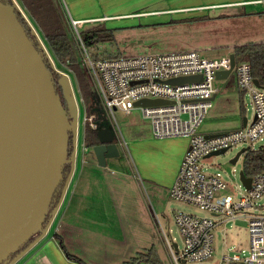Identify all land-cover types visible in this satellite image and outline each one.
<instances>
[{"label": "built area", "instance_id": "1", "mask_svg": "<svg viewBox=\"0 0 264 264\" xmlns=\"http://www.w3.org/2000/svg\"><path fill=\"white\" fill-rule=\"evenodd\" d=\"M14 1L20 7L18 1ZM66 19L81 54L82 64L119 147L132 150V143L125 141L120 136V130L111 122L118 110L131 114L139 109L144 118L150 120L154 139L157 141L188 139V145L169 186V193L175 200L208 210L211 217H198L183 212L176 215L175 222L183 240L182 247L173 239L170 240L164 227L158 222L159 232L172 263H204L214 252L217 225L215 218L222 216L226 220H233L243 216L249 219V250L226 254L220 264H264V211L256 210L253 206L264 194V171L250 177L252 182L249 188L241 180L244 193L235 199L233 195L225 193L228 184L222 175L207 173L201 164L203 160L210 158V154L262 139L264 87H258L254 83L251 65L248 62L236 63L232 71L236 74L240 91L252 97L253 119L247 118L246 126L239 129L207 138L199 129L213 107L211 98H216L220 91L216 84L217 73L231 68L230 55L210 58L204 56L202 50L191 49L95 59L82 39L81 29L96 20H78L72 15H66ZM187 76H201L202 79L182 85L168 83L171 79ZM143 99H160L169 103L136 107L135 103ZM93 120L94 116H85V124L89 122L92 128H96ZM134 164L137 165L135 160ZM168 232L170 234V229Z\"/></svg>", "mask_w": 264, "mask_h": 264}, {"label": "rangeland", "instance_id": "2", "mask_svg": "<svg viewBox=\"0 0 264 264\" xmlns=\"http://www.w3.org/2000/svg\"><path fill=\"white\" fill-rule=\"evenodd\" d=\"M23 14L37 32L40 40L45 45L54 66L61 72L69 75L74 89L75 97L78 102L79 115L73 119L74 125H78L77 139V161L79 166L80 189L84 191L105 194L107 205L110 207H125L142 209L143 203L137 201L136 196H144L152 209L156 220L164 227L170 240H174L180 247L183 246V240L175 222L178 213L196 215L198 217H211V212L200 207L185 204L175 200L170 196L169 189L163 184H151L139 174L135 167V155L132 150L120 147V156L107 159L105 166H99L96 162V156L93 149L85 147V109L81 100L74 77L64 68L56 65L51 52L49 51L41 31L34 23L26 9L23 8L21 1L17 0ZM61 15H83L98 16L103 12L107 14L119 13H140L162 9L163 5L147 3L150 0H56ZM264 1V0H262ZM123 3L121 7H114ZM126 5V6H125ZM167 7V6H165ZM117 8V9H116ZM113 10V11H112ZM231 12L223 17H213L201 21L181 20L175 21L179 15H155L148 16H130L116 18L107 23V27L113 31L111 42H102L94 52L100 55H125L139 56L144 54H157L167 52H177L181 50H191V46L198 44H230L239 41H260L264 42V2L249 4L227 9ZM237 11V12H235ZM228 12V13H229ZM103 13V14H104ZM234 13V14H233ZM145 15V14H144ZM180 19H185L180 17ZM94 23L86 24L81 32L94 27ZM73 35V34H72ZM74 38V36H73ZM256 43V42H255ZM97 48V47H96ZM91 52V49H89ZM229 49H217L214 51H203L206 57L212 55L227 54ZM220 91L213 100V107L202 122L199 132L201 133H219L235 130L242 123V113L248 120L254 117L253 100L250 94L241 92L238 88L236 74L231 72L226 80H218L216 83ZM240 97H242L243 111H241ZM115 118L111 122L120 130V136L127 142H154L153 128L150 120L144 118L142 112L137 109L131 114L118 110L115 112ZM136 144H133L135 146ZM264 145V135L262 139L247 144H238L227 150L225 153L213 155L201 164L207 173H220L228 184L225 191L238 199L243 193V184L240 178V172L244 168V154L240 156L236 164L231 160L243 148L250 147L257 150ZM154 149H152L153 151ZM141 161L140 154H136ZM171 166H174V162ZM78 168V167H77ZM83 170V171H82ZM83 172V173H82ZM61 208L68 205L73 193L71 187L67 190ZM122 192L123 195L117 193ZM132 199H130V198ZM90 202L87 206L90 205ZM256 210L264 211V194L258 198L254 205ZM140 212V211H139ZM139 216V213L138 215ZM134 217H136L134 215ZM59 220V218H57ZM217 223L215 227L214 252L202 264H220L226 254L249 250V219L243 216L233 220H226L220 216L215 218ZM157 223V221H156ZM170 226H169V225ZM170 229V234L168 232ZM161 257L165 264H173L170 255L164 243H162ZM181 264H183L181 262Z\"/></svg>", "mask_w": 264, "mask_h": 264}, {"label": "water", "instance_id": "3", "mask_svg": "<svg viewBox=\"0 0 264 264\" xmlns=\"http://www.w3.org/2000/svg\"><path fill=\"white\" fill-rule=\"evenodd\" d=\"M18 13L27 21L53 69L61 76L57 82L19 21ZM47 51L15 1L12 0V5H5L0 1V264H7L8 256L31 237L40 234L37 238L39 240L49 232L75 168L79 132L77 123L74 125L72 120L79 115L78 102L69 75L54 66ZM230 59L231 68L218 72V80H226L230 76L236 64L234 53L230 54ZM200 79L201 76L179 77L168 83L182 85ZM56 83L62 90L67 110L57 94ZM254 83L263 87L257 79H254ZM211 99L214 100L215 97ZM167 103L169 102L160 99H143L137 101L135 106L152 107ZM246 124L247 117H244L243 126ZM71 132L74 137V152L70 158L68 149ZM98 137L100 144L93 151L98 165L105 166L107 159L120 156V147L114 142L111 129L99 130ZM184 142L187 143L188 139ZM249 150L250 147L240 150L231 163L236 164L240 156ZM226 151L227 149H223L208 157ZM167 161L169 160L155 159L150 162ZM70 162L72 172L62 198L56 209L51 210L52 200L63 177V169ZM240 176L249 188L252 179L246 177L243 170ZM46 214H51V218L43 231L42 222Z\"/></svg>", "mask_w": 264, "mask_h": 264}, {"label": "crops", "instance_id": "4", "mask_svg": "<svg viewBox=\"0 0 264 264\" xmlns=\"http://www.w3.org/2000/svg\"><path fill=\"white\" fill-rule=\"evenodd\" d=\"M258 1L262 0H150L147 3H157L156 5H163V8L140 13L121 12L113 15L103 12L104 14L102 13L98 16L83 15L79 17V13H77L78 18L76 17V19H95L94 24H104L106 27L108 22L116 20V18L130 16H141L139 18H142L150 14L151 16L152 14L179 15L177 19L173 18L172 21L186 20V18L191 21H201L228 15L231 12L227 9L233 7L262 3ZM123 5L121 3L114 7L118 8ZM181 16L185 19H180ZM255 42L260 43V41ZM250 43L252 42L198 44L191 46L190 49L203 51H214L221 48L229 49L227 54L221 56L212 55L210 57L217 58L232 54L236 46ZM243 118L242 116V123L236 129L243 126ZM221 133L223 131L203 134ZM184 140H156L155 143L151 141H132V150L137 163L135 167L138 168L139 174L148 180L149 183L155 185L161 183L169 189L188 145V142L185 143ZM133 144L136 145L133 146ZM152 149L154 150L152 151ZM137 152L140 154L141 161L136 156ZM155 159H168L169 161L161 163L150 162ZM173 162L174 166H171ZM80 179L79 166L76 159L73 176L67 189L73 188L68 205L60 207L49 232L37 240L13 264H77L67 258L59 246L57 239L54 237L55 235H59L62 238L66 250L70 254L78 257L85 264H122L137 256V254L141 252L147 253L149 250H152L154 254L155 264H165L161 257V242L164 243V240L158 229L159 221L156 220V213L154 215L145 197L137 195L135 199L142 201L144 206H142L141 210L136 208L110 207L107 205L106 199L103 198L105 194L80 189ZM117 194L123 195L122 192ZM89 201H91L90 205L87 206ZM138 213L139 216H137ZM57 226L58 230H56ZM139 264L147 263L142 262Z\"/></svg>", "mask_w": 264, "mask_h": 264}, {"label": "trees", "instance_id": "5", "mask_svg": "<svg viewBox=\"0 0 264 264\" xmlns=\"http://www.w3.org/2000/svg\"><path fill=\"white\" fill-rule=\"evenodd\" d=\"M5 5H12V0H0ZM24 9L28 12L38 29L41 31L43 39L51 52V55L60 68L68 71L76 82L81 100L84 104L86 117L94 116L93 123L96 128H92L90 123L85 124L84 142L85 147L93 149L100 144L98 131L104 128H110L105 111L100 104L99 98L96 95L90 77L82 64L81 54L78 50L75 39L73 38L70 26L66 17L64 18L60 13V8L56 0H20ZM18 19L25 28L29 38L33 41L36 48L42 54L45 65L55 82L61 77L54 69L46 54L40 46L36 36L33 34L29 24L24 17L18 13ZM82 39L86 47L91 49L92 57L95 59L117 57L120 55H100L92 49H98V45L102 42H111L113 39L112 29L107 28L104 24L96 25L81 32ZM97 47V48H96ZM235 54L236 63L248 62L252 67V74L254 79H257L264 87V42L263 43H250L241 46H236L233 49ZM57 94L61 98L63 107L67 110V103L63 97L61 88L56 83ZM242 97H240L241 111H243ZM243 116V113H242ZM244 117V116H243ZM74 152V137L73 132L70 134L69 139V157L73 156ZM243 171L247 177H254L256 174L264 171V145L257 150H249L244 154V168ZM72 172V163L65 165L63 169V177L59 184L54 198L51 203V210H55L63 195V191L67 184L68 178ZM51 214H46L42 222V230L44 231L50 221ZM40 236H33L28 239L21 247L15 250L8 256L7 264H11L18 258L26 249H28L37 238ZM61 249L69 260L77 264H85L78 257L70 254L59 235L54 236ZM155 257L152 250L147 253H139L137 256L132 257L130 260L122 264H139L145 262L147 264H155Z\"/></svg>", "mask_w": 264, "mask_h": 264}, {"label": "flooded vegetation", "instance_id": "6", "mask_svg": "<svg viewBox=\"0 0 264 264\" xmlns=\"http://www.w3.org/2000/svg\"><path fill=\"white\" fill-rule=\"evenodd\" d=\"M109 125H110V124H109ZM104 129H108V128H104ZM109 129L112 130L111 125H110V128H109ZM100 130H101V129H100ZM112 131H113V130H112ZM113 134H114V132H113ZM114 142H117L115 134H114ZM76 156H77V155H76ZM76 159H77V157H76Z\"/></svg>", "mask_w": 264, "mask_h": 264}]
</instances>
